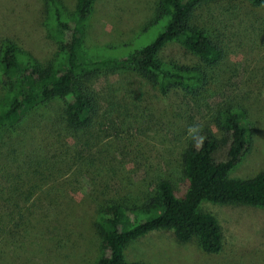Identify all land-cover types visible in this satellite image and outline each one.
I'll use <instances>...</instances> for the list:
<instances>
[{"label":"trees","instance_id":"1","mask_svg":"<svg viewBox=\"0 0 264 264\" xmlns=\"http://www.w3.org/2000/svg\"><path fill=\"white\" fill-rule=\"evenodd\" d=\"M237 1L264 6V0H158L155 17L141 32L158 23L161 29L135 50L129 51L123 44L125 52L120 55L83 48L84 25L94 0H75L70 13L61 0H44L43 24L55 43V51L47 61L33 57L16 38L0 36V137L20 135L36 108L60 99L63 110L53 125L59 132L45 131L49 135L45 144L67 167L86 176L90 185L78 203L61 201L62 184L56 176L66 167L34 158L20 163L0 162V255L22 240L17 227L25 226V216L37 203L45 206L54 222H58L55 216L59 213L63 214L62 222L69 220L77 206L93 207L92 225L101 247L95 264H149L127 260L123 250L131 240L158 229L171 230L179 242L194 240L204 254L217 253L222 247V228L210 212L199 208L201 201L252 206L264 212V169L249 178L227 176L245 153L250 135L249 127L236 120L241 114L237 107L218 112L214 119L217 136L209 127L200 126L185 138L180 152L185 180L181 194L177 195L169 176L159 166L160 158L153 157V161L137 142L131 152L134 159L143 156L146 170L135 177V190L120 194L115 162L118 129L109 144L103 142V138L111 137L103 133V127L114 122L101 123V95L94 86L102 72L127 69L161 94L180 90L192 97L202 95L225 52L218 39H211L195 20L196 13L210 5H233ZM172 42L197 61L186 64L163 60L159 52ZM111 102L107 100L113 106ZM201 136L203 144L197 147ZM218 146L221 155L216 157Z\"/></svg>","mask_w":264,"mask_h":264},{"label":"rangeland","instance_id":"2","mask_svg":"<svg viewBox=\"0 0 264 264\" xmlns=\"http://www.w3.org/2000/svg\"><path fill=\"white\" fill-rule=\"evenodd\" d=\"M61 2L68 13L72 12L75 0ZM157 3L158 0H94L84 25L83 48L120 55L125 52L121 48L123 44L131 51L149 42L161 24L141 31L155 17ZM43 8L44 0H0V36L16 38L33 57L44 62L55 51V43L43 24ZM195 20L208 31L211 39H218L225 52L202 95L192 97L180 90L161 94L127 69L102 72L94 83L101 95V123L114 122L102 126L103 133L111 136L103 138V142L109 144L118 129L115 162L120 194L135 190V177L146 170L143 156L137 155L134 159L131 152L136 142L153 161V157L160 158L159 166L169 176L177 195L181 194L185 180L181 174L180 152L185 138L200 126L209 127L217 136L214 119L219 111L231 107L241 109L236 120L249 127L250 135L245 153L227 176L249 178L264 169V6L253 7L246 1L233 5L218 3L198 11ZM159 56L186 64L197 61L194 55L173 42L165 45ZM62 110L63 102L53 99L30 114L20 135L0 137V162L20 163L34 158L66 167L56 176L62 184L61 201L71 199L78 203L90 188L87 177L72 166L67 167L45 144L49 137L45 131L59 132L53 125ZM217 151L215 156L219 157V146ZM199 208L210 212L221 225L223 240L217 253L204 254L194 240L179 242L171 230L158 229L131 240L123 250L124 257L149 264H264L261 209L207 201H201ZM32 209L25 216V226L17 227L22 240L4 250L0 264H95L101 247L92 225V206L85 209L77 206L75 214L65 222H62V213L55 216L58 222L52 221L54 218L43 204L37 203Z\"/></svg>","mask_w":264,"mask_h":264},{"label":"clouds","instance_id":"3","mask_svg":"<svg viewBox=\"0 0 264 264\" xmlns=\"http://www.w3.org/2000/svg\"><path fill=\"white\" fill-rule=\"evenodd\" d=\"M204 137H200L199 143L197 144V147L202 146Z\"/></svg>","mask_w":264,"mask_h":264}]
</instances>
